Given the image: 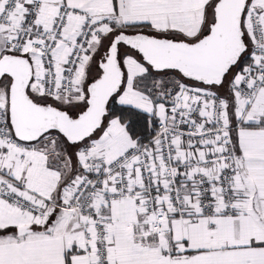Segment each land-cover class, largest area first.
Instances as JSON below:
<instances>
[{"label":"snow or ice","instance_id":"6c2138e0","mask_svg":"<svg viewBox=\"0 0 264 264\" xmlns=\"http://www.w3.org/2000/svg\"><path fill=\"white\" fill-rule=\"evenodd\" d=\"M0 264H264V0H0Z\"/></svg>","mask_w":264,"mask_h":264}]
</instances>
